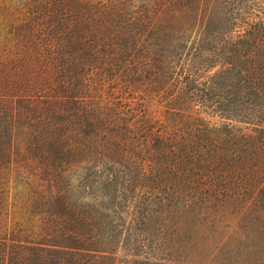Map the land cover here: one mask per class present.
<instances>
[{"label":"trees","instance_id":"trees-1","mask_svg":"<svg viewBox=\"0 0 264 264\" xmlns=\"http://www.w3.org/2000/svg\"><path fill=\"white\" fill-rule=\"evenodd\" d=\"M7 1L0 264H264V0Z\"/></svg>","mask_w":264,"mask_h":264},{"label":"rangeland","instance_id":"rangeland-1","mask_svg":"<svg viewBox=\"0 0 264 264\" xmlns=\"http://www.w3.org/2000/svg\"><path fill=\"white\" fill-rule=\"evenodd\" d=\"M143 0H135V1H130L129 3V10H133V11H137V7L140 6V4L142 3ZM25 0H8L7 1V5L10 6V7H17L19 6L20 4H24ZM150 111H151V115L158 119L161 117V113H159V111L156 110L155 107H151L150 108ZM205 119L211 124V125H219L220 124V120L218 117L216 116H206ZM239 125V124H238ZM257 184H259V186H261V183L260 182H257ZM250 198H255L257 200H264V187L258 192V188L257 190L253 193V194H250Z\"/></svg>","mask_w":264,"mask_h":264}]
</instances>
